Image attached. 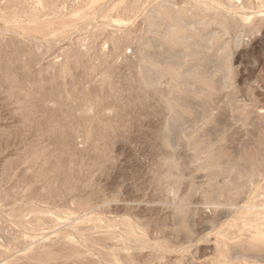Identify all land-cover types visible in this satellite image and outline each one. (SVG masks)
I'll list each match as a JSON object with an SVG mask.
<instances>
[{"label":"rangeland","instance_id":"374dc122","mask_svg":"<svg viewBox=\"0 0 264 264\" xmlns=\"http://www.w3.org/2000/svg\"><path fill=\"white\" fill-rule=\"evenodd\" d=\"M0 264H264V0H0Z\"/></svg>","mask_w":264,"mask_h":264}]
</instances>
